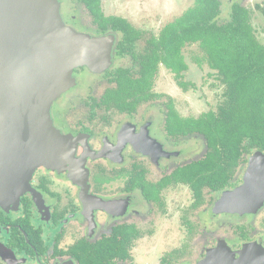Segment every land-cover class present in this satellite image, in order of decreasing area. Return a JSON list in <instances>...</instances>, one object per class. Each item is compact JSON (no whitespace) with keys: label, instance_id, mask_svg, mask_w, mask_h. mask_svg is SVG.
I'll return each mask as SVG.
<instances>
[{"label":"flooded vegetation","instance_id":"flooded-vegetation-1","mask_svg":"<svg viewBox=\"0 0 264 264\" xmlns=\"http://www.w3.org/2000/svg\"><path fill=\"white\" fill-rule=\"evenodd\" d=\"M59 3L65 25L106 39L110 64L100 72L75 68L73 86L51 105L53 127L68 138L66 162L37 168L28 180L9 179L5 194L0 183V264H264V205L238 214L218 204L241 185L249 156L231 186L218 191L178 177L206 146L196 134L179 133L178 119L192 116L158 85L164 69L182 93L192 90L188 64L184 90L147 57L148 42L166 25L146 32L105 16L100 0L103 17L135 32L104 30L80 2L89 30Z\"/></svg>","mask_w":264,"mask_h":264},{"label":"water","instance_id":"water-1","mask_svg":"<svg viewBox=\"0 0 264 264\" xmlns=\"http://www.w3.org/2000/svg\"><path fill=\"white\" fill-rule=\"evenodd\" d=\"M110 51L106 39L65 25L57 0H0L2 194L9 192V179L28 180L37 168L55 170L66 162L68 138L53 127L51 105L73 86L75 68L107 69ZM218 204L220 210L238 214L263 207V153L249 156L241 185L223 192Z\"/></svg>","mask_w":264,"mask_h":264},{"label":"trees","instance_id":"trees-1","mask_svg":"<svg viewBox=\"0 0 264 264\" xmlns=\"http://www.w3.org/2000/svg\"><path fill=\"white\" fill-rule=\"evenodd\" d=\"M79 1L104 30L135 32L120 18L103 17L100 0ZM220 6V0H193L192 6L167 24L147 48L151 50L147 57L152 60V70L161 63L186 90L181 79L187 69L182 51L197 46L203 53L197 65L214 72L223 89V100L216 110L178 119L180 134H196L206 146L200 159L177 171L181 181L198 190L202 185L211 191L230 187L248 156L255 151L264 154V45L255 36L248 9L233 4L229 21L219 24Z\"/></svg>","mask_w":264,"mask_h":264},{"label":"rangeland","instance_id":"rangeland-1","mask_svg":"<svg viewBox=\"0 0 264 264\" xmlns=\"http://www.w3.org/2000/svg\"><path fill=\"white\" fill-rule=\"evenodd\" d=\"M60 1L69 16H73L78 22L83 23L82 26L85 29L90 30L91 27L93 29L91 21L86 18L89 16L88 12L83 9L79 0ZM192 4L193 0H102L101 6L105 16L125 18L127 21L133 22L136 28L158 34L165 25L173 22ZM220 4V14L216 20L219 24L229 21L230 8L233 4H239L248 9L255 36L264 45V16L262 14L264 0H220ZM182 52L185 62L189 66L185 80L192 82L195 87L186 93H182L176 88L169 73L164 69L160 71L158 85L160 84L161 90L176 97L179 112L184 115L197 117L204 112L216 110L223 100V89L214 78L215 73L205 65L197 66L196 62H200L203 58V53L197 46H187ZM244 168L245 166L237 172L244 170Z\"/></svg>","mask_w":264,"mask_h":264}]
</instances>
